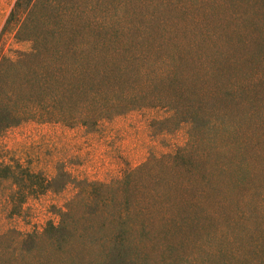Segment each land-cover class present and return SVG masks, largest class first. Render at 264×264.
<instances>
[{"label": "trees", "instance_id": "trees-1", "mask_svg": "<svg viewBox=\"0 0 264 264\" xmlns=\"http://www.w3.org/2000/svg\"><path fill=\"white\" fill-rule=\"evenodd\" d=\"M68 3L15 1L7 32L30 48L15 50L0 39V133L29 120L91 126L160 109L166 113L160 122L173 120L186 136L126 170L114 207L112 195L100 191L83 202L80 217L69 202L57 239L67 240L82 222L90 249L102 241L86 261L111 264L127 259L128 248L172 247L222 227L230 220V196L264 169V75L231 70L210 40L169 38L174 28L153 12L139 11L125 23L72 22L58 11ZM6 168L0 164V178ZM262 234L249 264H264Z\"/></svg>", "mask_w": 264, "mask_h": 264}, {"label": "rangeland", "instance_id": "rangeland-1", "mask_svg": "<svg viewBox=\"0 0 264 264\" xmlns=\"http://www.w3.org/2000/svg\"><path fill=\"white\" fill-rule=\"evenodd\" d=\"M15 1L0 0V39L29 50L28 41L7 32ZM68 1L69 9L58 11L72 22L125 23L139 11L153 12L174 28L169 38L210 40L219 55L228 56L231 70L264 75V0ZM165 115L133 110L91 126L29 120L1 131L0 164L7 168L0 178V264H90L86 257L100 253L102 241L90 249L80 235L86 225L78 223L67 240L57 239V226L68 223L65 206L72 203L80 217L87 211L83 202L100 191L112 195L114 207L126 170L185 142V127L161 123ZM251 176L247 190L230 196V220L222 227L172 247L128 248L127 259L111 264H249L253 240L264 230V169ZM92 182L108 186L97 190Z\"/></svg>", "mask_w": 264, "mask_h": 264}]
</instances>
